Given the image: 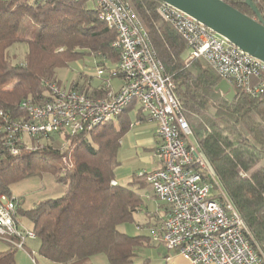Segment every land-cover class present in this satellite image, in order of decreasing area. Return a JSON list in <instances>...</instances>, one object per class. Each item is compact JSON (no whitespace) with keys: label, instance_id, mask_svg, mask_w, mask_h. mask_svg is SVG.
I'll list each match as a JSON object with an SVG mask.
<instances>
[{"label":"trees","instance_id":"trees-1","mask_svg":"<svg viewBox=\"0 0 264 264\" xmlns=\"http://www.w3.org/2000/svg\"><path fill=\"white\" fill-rule=\"evenodd\" d=\"M88 1L0 0V113L7 116L6 122L0 114V195L12 196V186L21 180L50 174L63 188L59 196L25 209L20 207L22 198H16V217L30 221L38 242L35 253L54 264H90L98 254H104L108 264H134L139 249L149 245L148 237L130 235L118 226L135 222L142 198L133 185L146 181L138 175L128 185L111 183L133 103L115 119L74 134L61 130L26 142L22 133L9 137L6 129L10 122L27 118L22 102L42 104L53 98L58 68L90 55L96 67L105 68V76L116 68L117 32L99 18L95 2L89 7ZM223 1L254 17L245 0ZM252 1L264 20V0ZM125 2L143 25L172 83L199 151L251 230L252 242L264 250V91L251 95L234 86L235 96L227 99L215 90L222 78L206 60L186 59V43L163 19L160 0ZM27 19L36 24L33 38L20 34ZM23 43L26 49L19 58L12 49ZM73 88L89 94L76 82ZM60 139L69 157L62 155L56 164L47 153L59 152ZM36 141L39 146L24 144ZM0 243L5 245L0 264H16L17 249Z\"/></svg>","mask_w":264,"mask_h":264},{"label":"built area","instance_id":"built-area-1","mask_svg":"<svg viewBox=\"0 0 264 264\" xmlns=\"http://www.w3.org/2000/svg\"><path fill=\"white\" fill-rule=\"evenodd\" d=\"M93 1L99 18L116 30L113 45L119 48V60L110 75L105 76V68L96 67L102 93L86 94L53 84L51 100L42 104L22 102L27 118L6 126L9 137L16 133L36 137L61 130L69 134L91 130L115 119L128 105L137 104L146 118L156 123L155 155L159 163L156 169L139 176L168 209L160 233L153 234L154 240L191 264H264V250L252 242L251 230L199 151L172 83L136 14L125 0ZM160 11L184 39L187 60L203 58L233 87L251 95L263 93V62L176 8L162 3ZM114 77L120 81L116 88L111 82ZM0 114L7 122V116ZM11 150L17 152L15 147ZM15 210L16 198L0 195V240L25 250L26 242L36 237L31 228L21 225ZM34 252H30L33 261Z\"/></svg>","mask_w":264,"mask_h":264},{"label":"crops","instance_id":"crops-1","mask_svg":"<svg viewBox=\"0 0 264 264\" xmlns=\"http://www.w3.org/2000/svg\"><path fill=\"white\" fill-rule=\"evenodd\" d=\"M82 76L83 77H81L82 79H80V81L75 80L78 88L80 89L85 88L86 90L89 91V94L102 93L100 89V85H101L100 79L96 78V76L95 79H93V76H87V74L85 73L82 74ZM114 78L116 79V81L113 82V78H112L111 82L113 85L116 84L117 86L120 83V81L117 77ZM128 115L130 119V126L129 129L125 132V134L121 137L119 141V147L117 153L119 164L115 167L113 172L114 173L113 181H115L119 185H128V183L133 178L138 176L140 172L142 173L150 172L156 169L157 167H159V163L155 155V150L158 143V138L156 136V123L154 121L148 120L146 116L139 110V106L137 104L132 105V107L128 112ZM138 179L145 181L142 178H138ZM133 188L135 189L136 192H138L141 195L142 198L141 205L139 209L135 212L136 215H139L141 219L140 222L138 219H136V215L134 214L135 223L139 231H137L133 235L146 236L148 237L149 245H161L163 247L162 243L159 242V240H154L153 234L160 233L162 222L168 212L167 206L156 199V197L153 194L152 187L147 182L135 184L133 185ZM146 217H147V221L143 222V220H145ZM150 218H152L151 221L148 220ZM124 230H126L125 226H124ZM17 251H21L22 253L28 255V257L31 258L30 256L31 251L28 250V248L25 250H17ZM165 252H166L165 253L166 259L170 257H174L175 259L180 257L186 263L191 264L189 261L184 259L180 254H178L174 250L171 251L166 250ZM95 256H92L90 259H92ZM43 261L44 263L47 264L46 261L48 260L44 259ZM33 262L34 264L38 263L37 260L36 261L34 260ZM49 263L52 262L49 261Z\"/></svg>","mask_w":264,"mask_h":264},{"label":"rangeland","instance_id":"rangeland-1","mask_svg":"<svg viewBox=\"0 0 264 264\" xmlns=\"http://www.w3.org/2000/svg\"><path fill=\"white\" fill-rule=\"evenodd\" d=\"M87 5L89 7L93 6V1L89 0ZM36 33V24L34 21L27 19L24 21L20 34L25 38H33ZM26 49V45L20 44L15 47H13L12 52L16 53L19 58L22 57L23 52ZM93 55L86 56L81 60H77L74 62H71L67 67L58 68L56 70L55 74V83L58 88L60 89H67L69 87H73L75 80L82 79V74H87V76H93V79H95V71H96V65L94 63V59L92 57ZM109 66H111L110 63H107ZM82 73V74H81ZM116 81L115 78H113V82ZM113 88H116V84L113 85ZM82 89V88H81ZM84 89V88H83ZM28 135H25L23 137L24 141H32ZM33 142V141H32ZM37 143H28L29 146H36ZM60 150L57 151H50L47 155H50L51 157H54V162L56 164H59L61 161V156L65 155L69 157V151L66 149L65 141L63 139H60ZM40 145V144H39ZM37 145V146H39ZM12 197L22 198L20 207L21 208H29L31 207L36 201L48 198V197H56L59 196L63 188L61 185L56 183L53 179V177L50 174L42 173L36 176H32L29 178H26L24 180H21L17 183H15L12 186ZM136 215V214H135ZM145 218V217H144ZM136 219L141 221L139 215H136ZM19 220L22 226L29 228L30 221L22 216H19ZM149 221L152 220V218L148 219ZM147 221V217L143 222ZM137 222V223H139ZM124 226L126 230H124ZM120 230H123L127 232L128 234H135L137 231H139L137 225L135 222H127L123 223L119 226ZM28 246L25 248L30 251L34 250L36 251L38 242L37 240H29ZM5 245H2L0 243V249L4 248ZM166 249L162 247L161 245H149L145 246L139 249L138 255H136L133 258L134 264H189L183 261V259L170 257L166 259L165 252ZM35 253V252H34ZM171 255V254H170ZM32 258L38 263L36 264H43L44 259L39 256L37 253L32 254ZM47 264H53L49 263V261H46ZM16 263L17 264H34L32 259L28 257V255L22 253L21 251L16 252ZM107 264V258L104 254H98L92 259H90V264ZM46 264V263H44Z\"/></svg>","mask_w":264,"mask_h":264},{"label":"water","instance_id":"water-1","mask_svg":"<svg viewBox=\"0 0 264 264\" xmlns=\"http://www.w3.org/2000/svg\"><path fill=\"white\" fill-rule=\"evenodd\" d=\"M202 23L230 43L264 63V20L252 0L245 4L252 10L250 17L223 0H160ZM232 100L234 87L222 79L215 87Z\"/></svg>","mask_w":264,"mask_h":264}]
</instances>
